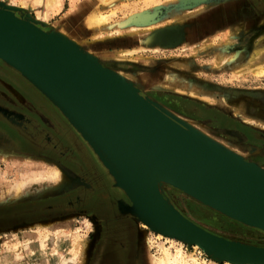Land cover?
<instances>
[{
    "label": "rangeland",
    "instance_id": "1",
    "mask_svg": "<svg viewBox=\"0 0 264 264\" xmlns=\"http://www.w3.org/2000/svg\"><path fill=\"white\" fill-rule=\"evenodd\" d=\"M0 1L24 9L21 13H28L45 24V30L62 32L84 52L134 82L143 95L226 148L229 145L227 149L244 159L252 162L258 159L257 164L264 169V143L235 145L230 142L232 134L222 128L239 122L264 133V76L254 73L255 69L264 68V0H66L64 12L53 18L47 14L59 11L63 0H57L48 11L39 5L40 0ZM67 11L70 15H66ZM144 13L152 14L153 18L149 22H132ZM75 14L76 19L71 23ZM100 17L105 18L104 22L95 23ZM166 27L174 29L173 45L146 44L151 33ZM131 51L137 52L126 53ZM27 97L46 101L61 114L40 90L0 60V104L37 119L16 107L27 102ZM0 126L6 130L0 131V210L52 201L40 205L41 212L35 216L23 215L29 212L26 207L12 213L0 212V264H62L55 258L57 255L70 258L67 264H90L96 245L94 236L98 237L101 226L93 215L94 235L88 209L109 207L103 193L94 194L96 187L106 190L109 184L116 190V196L125 200L117 201L118 211L135 220L138 264H153L155 258L164 257L165 250L172 256H177L179 251L192 252L203 264L228 263H218L200 248L193 250L194 246L189 248L185 243L152 232L132 216L126 210L129 207L126 195L114 185L111 175L78 134L100 166L95 169L94 177L87 170L86 180L55 160L36 156L26 147L11 148L24 143L36 145L2 121ZM49 131L54 139L60 140ZM16 136L20 138L11 141V147L6 144ZM60 141L63 148H69L63 155L71 153L81 161ZM61 173L71 183L68 190L56 189ZM79 186L87 188L82 191L87 194L74 207L65 197L72 194L63 193ZM52 189L62 192L51 195ZM161 190L187 219L205 230L230 240L264 246V232L235 221L168 184H161ZM53 198L58 199L53 201ZM79 205L81 210L76 212ZM48 208L66 211L46 213L44 209ZM115 232L125 236L126 229L116 226ZM40 240L44 241L43 246Z\"/></svg>",
    "mask_w": 264,
    "mask_h": 264
},
{
    "label": "water",
    "instance_id": "2",
    "mask_svg": "<svg viewBox=\"0 0 264 264\" xmlns=\"http://www.w3.org/2000/svg\"><path fill=\"white\" fill-rule=\"evenodd\" d=\"M22 10L0 1V60L57 107L111 175L114 185L124 192L132 213L165 236L183 242L194 238L218 263L225 258L264 262V246L230 240L205 230L187 219L161 190V184H168L209 208L264 232V170L260 165L227 151L143 95L135 83L90 57L73 41L54 30H45V24ZM152 16L144 13L132 22H149ZM173 34L174 29L166 27L151 33L145 41L149 46H171ZM0 121L22 138L31 139L39 149L60 157L69 150L37 119L2 104ZM64 159L80 170L84 180L88 178L89 173L78 158L69 153ZM61 192L49 191L51 195ZM86 194L65 197L75 207ZM51 202L28 206L29 212L23 215L35 216L41 212L40 205Z\"/></svg>",
    "mask_w": 264,
    "mask_h": 264
},
{
    "label": "flooded vegetation",
    "instance_id": "3",
    "mask_svg": "<svg viewBox=\"0 0 264 264\" xmlns=\"http://www.w3.org/2000/svg\"><path fill=\"white\" fill-rule=\"evenodd\" d=\"M29 97H27V102H24V104L19 103L16 105V107L27 110L29 113H31L32 115L37 117V119L40 120L38 121L42 123L41 125L55 133L60 138V140H62L65 145L69 146L73 150V153L81 159L86 169L94 177V171L96 168H98L99 164L94 159L89 150H87L86 147L81 143L79 137L74 132V130L68 125V123L64 120L61 114L58 113L54 109V107L48 102L41 101L39 99L34 100L33 98L31 99ZM222 128L232 134L231 140L234 141L236 144L258 145L264 143V133L250 126H246L245 124L234 122L230 125L225 124V126H223ZM4 130L5 129L0 126V131L5 132L6 130ZM236 134H240L243 139L240 140V137ZM17 138L20 137L16 136L13 139L10 138L11 140L8 139L6 144L11 147V141L15 140L17 142ZM25 147L28 150H33L36 156L55 160L64 165L69 170L75 171L76 174L82 176L81 172L75 166L71 165L68 161L64 159L66 155H63L64 157H60L53 153L44 152L29 143H24V145L21 144L17 147L11 148L16 150H23L22 148ZM68 152L69 151H67L66 154H68ZM253 161L258 163L260 162L258 159H254ZM68 175L69 177H71L70 173H68ZM108 186L109 187L106 190L99 189L96 187L94 194H96L95 196H97L103 193V195H105L104 200H107L109 207L104 209H93V207H91L88 209V215L93 221V224L94 220L92 217L93 215H95L101 226L98 237L95 239L94 236V242L96 245L93 248L92 260L90 264H138L137 261H135V255L139 251L137 244L138 242L136 236V229L134 225L135 220H133L129 215L122 214L120 211H118L117 201L125 200L123 197H118V195L116 196V190L112 189L111 184H109ZM86 189L87 188H85L84 186H79L64 192L63 195L78 194L82 191H85ZM79 201L80 200L78 199L77 202L79 203ZM90 203L92 204V202ZM29 205L1 209L0 212L12 213L16 209H22ZM80 206L81 205H79V209H76V212L81 210ZM116 226L126 229L125 236L123 234H118L117 232L113 233V228H115ZM128 230L131 231V236L129 237Z\"/></svg>",
    "mask_w": 264,
    "mask_h": 264
},
{
    "label": "bare ground",
    "instance_id": "4",
    "mask_svg": "<svg viewBox=\"0 0 264 264\" xmlns=\"http://www.w3.org/2000/svg\"><path fill=\"white\" fill-rule=\"evenodd\" d=\"M56 1L57 0H40L38 3H39V5L40 6H45V8H46V10L48 11L49 9H52L54 6H55V4H56ZM38 5V4H37ZM104 20H105V18L104 17H100V18H98L97 19V22H95V23H97V24H100V23H103L104 22ZM44 22V21H43ZM138 27V26H137ZM133 30H137V28H132ZM55 32V31H54ZM56 33H58L60 36H62L63 38H65L66 40L68 39L67 37H66V35L65 34H63L62 32H60V31H57ZM69 40V39H68ZM135 52H137V51H131V52H126L127 54H133V53H135ZM88 54V53H87ZM90 57H92L90 54H88ZM92 58H94V57H92ZM254 73L257 75V76H261V77H263L264 76V68H257V69H255L254 70ZM124 79H126L125 77H123ZM126 80H128V79H126ZM129 82H131L130 80H128ZM134 83V82H133ZM176 116V115H175ZM182 120V119H181ZM183 121V120H182ZM202 133V132H201ZM205 135V134H204ZM205 136H207V135H205ZM208 137V136H207ZM210 138V137H209ZM212 139V138H211ZM213 140V139H212ZM3 141V140H2ZM220 144V143H219ZM220 145H222L223 146V144H220ZM232 145V144H231ZM229 146V145H228ZM228 146H227V148H228ZM233 146V145H232ZM224 147V149H226L227 151H229V152H232V153H234L232 150H231V148L230 149H227L225 146H223ZM234 154H236V153H234ZM238 155V154H237ZM243 158V157H242ZM244 159V158H243ZM61 169V168H60ZM264 170V169H263ZM68 176V175H67ZM60 177V176H59ZM67 178V177H66ZM72 179V178H71ZM60 183H59V185L57 186V188L56 189H59V188H61V190H64V189H69V188H71V183L70 182H68L67 181V179H64V176H63V173H61V177H60ZM71 181V180H70ZM24 190V189H23ZM126 210H128L129 212H130V214L132 215V216H134L136 219H138V220H140V221H142L141 219H139L135 214H133L132 212H133V208H130V207H128V209H126ZM144 224H146L148 227H149V229L152 231V232H155V233H158V234H160V235H162V236H164V237H168V238H171V239H174V240H178V241H180V242H182V243H185V244H187L188 246H189V248L191 247V246H194V249L193 250H195L196 249V247L197 248H200L205 254H206V256H208V255H211V254H209L210 252L208 251V250H203L202 248H201V246H200V243L197 241V240H195L194 238H188L185 242H183V241H181V239H176V238H173V237H171V236H165L163 233H161V232H156L153 228H152V226H150L147 222H144V221H142ZM39 244L40 245H44V241H42V240H40V242H39ZM76 248V247H75ZM203 257V256H202ZM209 257V256H208ZM55 258H58L59 259V263H61V262H63L62 264H67V263H69L70 261H71V259L70 258H62L61 257V255L59 256V255H57ZM61 258H62V261H61ZM210 258V257H209ZM68 259H69V261H68ZM210 259H212V258H210ZM212 260H214V259H212ZM224 261H227L229 264H264V262H253V261H246V260H238V259H231V258H225V259H223ZM227 263V264H228ZM153 264H203L202 263V261L200 262L199 260H198V258H196L195 257V255L192 253V252H189V253H183L182 251H179L178 252V254H177V256H172V254L168 251V250H165V253H164V257L163 258H155V260L153 261Z\"/></svg>",
    "mask_w": 264,
    "mask_h": 264
},
{
    "label": "crops",
    "instance_id": "5",
    "mask_svg": "<svg viewBox=\"0 0 264 264\" xmlns=\"http://www.w3.org/2000/svg\"><path fill=\"white\" fill-rule=\"evenodd\" d=\"M24 1H25L26 3H31V2H32V0H30L31 2H29L28 0H24ZM65 5H66V0H63V1H62V4H61V8L59 9V11H57V12H55V13H48V14H47V17H48V18H53V17L57 16L58 14L64 12L63 10H64V8H65ZM71 11H72V10H71ZM44 12H45V10H44ZM73 12H74V10H73ZM75 13H76V12H75ZM66 15H70V11H69V12L67 11ZM75 19H76V14L74 15V18L72 19V21H70V22H71V23L74 22ZM230 142L234 143L235 145H238V144H236L234 141H230ZM249 161H250V160H249ZM256 163H257V162H256Z\"/></svg>",
    "mask_w": 264,
    "mask_h": 264
},
{
    "label": "built area",
    "instance_id": "6",
    "mask_svg": "<svg viewBox=\"0 0 264 264\" xmlns=\"http://www.w3.org/2000/svg\"><path fill=\"white\" fill-rule=\"evenodd\" d=\"M202 256H204L203 254H201ZM207 259V258H206Z\"/></svg>",
    "mask_w": 264,
    "mask_h": 264
}]
</instances>
